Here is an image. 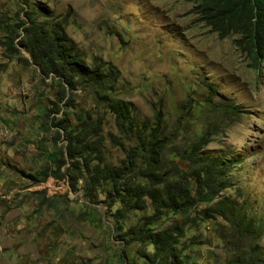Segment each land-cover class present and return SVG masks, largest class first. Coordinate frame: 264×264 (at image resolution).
I'll return each mask as SVG.
<instances>
[{"label": "rangeland", "instance_id": "374dc122", "mask_svg": "<svg viewBox=\"0 0 264 264\" xmlns=\"http://www.w3.org/2000/svg\"><path fill=\"white\" fill-rule=\"evenodd\" d=\"M193 5L0 0V264H145L141 255H152L151 246L128 244L126 232L153 214L149 199L144 209L125 210L107 201L103 188L89 201L83 170L75 191L69 175L40 182L39 173H53L65 154L59 121L70 129L86 124L92 165L118 167L147 135L143 124L155 127L156 117L165 132L156 136L168 144L162 170L174 177L187 178L194 168L186 149L195 132L217 129L204 151L227 158L232 168L216 201L230 203L239 220L202 217L209 204L199 202L187 217L165 213L154 230L177 228L185 264H247L235 258L240 252L264 258V56L253 59L234 46V37L219 39ZM27 15L35 23H60L72 53L101 69L106 82H79L63 97L56 79L42 76L17 44L21 31L13 41L19 55L7 51L10 28ZM112 102L131 104V132L109 109ZM200 103L197 118L192 111ZM231 106L235 116L225 111Z\"/></svg>", "mask_w": 264, "mask_h": 264}, {"label": "trees", "instance_id": "16d2710c", "mask_svg": "<svg viewBox=\"0 0 264 264\" xmlns=\"http://www.w3.org/2000/svg\"><path fill=\"white\" fill-rule=\"evenodd\" d=\"M193 3L195 17L219 39L234 37V46L252 55L253 59L264 56V0H193ZM62 28L60 23H35L27 15L26 20L10 28L9 33H13L14 37L12 41L8 38L10 41L5 43V49L19 55L13 41L21 31L23 35L17 44L28 51L31 64L38 68L42 76L56 79L63 97L66 89L73 90L79 82L103 85L106 80L102 70L87 67L79 61L72 53ZM108 107L116 120L131 132V104L112 102ZM203 109L202 103L196 104L192 114L198 118ZM225 111L235 116L238 109L231 106ZM57 125L67 140L65 154L60 152V157L54 161L56 169L53 173L48 169L39 173L40 182L50 176L63 179L69 175V186L75 191L78 181L83 178L78 173L83 170L89 201H93L94 191L100 188L106 190L107 201L120 203L125 210L144 209L145 198L149 199L153 214L143 217L138 225L128 228L126 232L130 237L128 244L135 242L151 246L152 255H141L145 264H185L182 253L177 249L181 237L176 233L177 228L154 230L157 220L165 213L187 217L196 203L205 202L209 207L203 210L202 217L216 214L227 222L239 220L230 203L216 201L221 184L226 182V175L232 168L227 158L204 151L205 144L218 134L216 128L210 126L195 132V138L192 137L186 149V158L194 163L191 164L194 168L185 178L163 173L161 161L168 144L156 136L165 133L158 117L155 118V127L143 124L147 135L140 140L138 149H130L126 160L118 167L100 166L99 163L92 165L86 152L90 148L86 124L80 123L71 129L65 121H59ZM67 162H70V166L61 172L60 168ZM240 223H244V220H240ZM258 256L240 252L235 258L241 257L247 264H264V258Z\"/></svg>", "mask_w": 264, "mask_h": 264}, {"label": "clouds", "instance_id": "9594fccd", "mask_svg": "<svg viewBox=\"0 0 264 264\" xmlns=\"http://www.w3.org/2000/svg\"><path fill=\"white\" fill-rule=\"evenodd\" d=\"M227 38H229V37H227ZM222 40V39H221Z\"/></svg>", "mask_w": 264, "mask_h": 264}]
</instances>
